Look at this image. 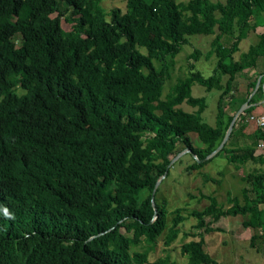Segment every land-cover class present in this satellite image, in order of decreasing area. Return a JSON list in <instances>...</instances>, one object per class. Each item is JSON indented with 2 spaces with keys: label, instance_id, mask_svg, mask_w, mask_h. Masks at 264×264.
I'll return each mask as SVG.
<instances>
[{
  "label": "trees",
  "instance_id": "1",
  "mask_svg": "<svg viewBox=\"0 0 264 264\" xmlns=\"http://www.w3.org/2000/svg\"><path fill=\"white\" fill-rule=\"evenodd\" d=\"M125 2L123 12L101 0H0V264H176L150 253L163 235L169 247L190 217L203 231L185 232L197 238L181 244L187 264H219L205 234L237 215L253 231L250 247L264 254V154H255L264 133L256 128L249 146L226 143L203 160L234 116L224 110L225 96L237 111L256 87L258 77L244 95L231 92L237 77L262 65L256 93L264 96V32H256L264 26V1ZM138 34L152 35L142 43L146 53ZM197 34L214 36L205 53L217 58L212 74L189 61L188 74L163 97L170 58ZM250 37L256 41L235 58ZM201 55L195 48L189 59ZM195 83L223 89L215 126L202 119L206 97L192 95ZM249 103L243 115L253 113ZM192 132L204 147H194ZM179 143L194 155L188 171L223 153L236 168L255 165L241 174L243 201L228 193L226 208L202 194L204 207L170 212L159 192ZM205 180L221 182L206 173Z\"/></svg>",
  "mask_w": 264,
  "mask_h": 264
},
{
  "label": "rangeland",
  "instance_id": "2",
  "mask_svg": "<svg viewBox=\"0 0 264 264\" xmlns=\"http://www.w3.org/2000/svg\"><path fill=\"white\" fill-rule=\"evenodd\" d=\"M187 2L188 0H181ZM264 0H259L263 2ZM101 4L107 10L112 8H120L123 12L127 10L125 0H101ZM53 14L52 16H55ZM67 26V23H64ZM213 35H192L189 36L188 43L181 46L180 52L173 58H170L172 62L171 76L166 81L163 94L165 95L170 91V88L178 81L179 78L185 77L188 72L189 61L194 62L195 69L200 70L204 76L208 77L212 74L213 68L216 65L217 58L215 55L209 59L205 58V53L211 48V41ZM152 40L151 34H138L137 41L141 43L139 48L142 52L146 53L147 49L142 43ZM250 40L244 39L240 44V53L246 51L249 47ZM19 44V43H18ZM195 48L201 50L202 55L199 60L189 59L190 54ZM236 56V54H235ZM237 57V56H236ZM264 62V58L259 59V63ZM157 68L161 67L160 62H156ZM245 72H243L244 75ZM227 76L223 79V84ZM260 76H258V80ZM257 80V82H258ZM246 84L244 78L238 77L236 79V89L231 92L239 95L246 91ZM257 86V84H256ZM223 89L213 88L207 90L205 86L195 83L192 86V95L195 97H206V108L202 112V119L212 126L216 125V118L218 113V100L220 93ZM236 90V91H235ZM256 87L251 90L252 95ZM20 91V90H19ZM22 92V91H20ZM231 92L229 94H231ZM234 99L225 96L224 110L227 115H234L236 108L232 107L230 102ZM237 102V100H235ZM184 110L193 112L194 107L188 105L186 102L180 104ZM253 114V113H252ZM250 115L240 114L234 124V128L227 140V146L230 148H242L249 146L254 139V131L256 124L249 118ZM194 147H204L203 142L198 138L197 134L190 133ZM183 144L179 143L177 149L180 150L178 154L173 158L174 162L170 167V173L167 176L164 184L159 192L160 199L166 198L168 201L169 211H173L177 207H183L185 210L183 214H187L188 210L193 208H202L209 203L204 195H215L219 203L224 207H229L231 204L228 201V193L231 196H238L242 200V187L244 182L241 179V174L247 172L250 169V165L244 164L240 168H236L235 165L229 163L224 156V153L218 155L199 169L187 170V167L192 165L195 161L194 157L185 152ZM255 165H252L254 167ZM251 167V168H252ZM205 173L213 178L220 180V183L205 180ZM194 196V198L191 197ZM173 217L172 214L169 218ZM242 215L237 216H225L216 221L213 225L220 227L221 231H214L205 234L206 249L210 254L219 262V264H264V254L257 252L254 248L250 247V236L252 230L243 227ZM208 220V219H207ZM196 220L193 217L188 218L181 224V232L179 237L169 246L166 247L163 244V236L160 237V241L154 251L150 253V259H155L159 256L169 255L171 259L176 261V264H187V256L181 252V244L190 239H197L193 236H185L186 233L202 232L203 229H194ZM124 231V230H123ZM135 249H142L137 247Z\"/></svg>",
  "mask_w": 264,
  "mask_h": 264
},
{
  "label": "crops",
  "instance_id": "3",
  "mask_svg": "<svg viewBox=\"0 0 264 264\" xmlns=\"http://www.w3.org/2000/svg\"><path fill=\"white\" fill-rule=\"evenodd\" d=\"M256 32H257V34L264 32V26H258L256 28ZM248 40H250V42H249V46H250L252 43H254L256 41V37H250V38H248ZM238 52H240V50ZM239 55L236 53V56L237 57L235 56V58H238ZM261 66L262 65H259L256 68L246 69L244 71L245 72L244 75L242 74L241 76H238V77L244 78L245 81H248V83H249L255 77H258V74L263 70V67H261ZM246 90H247V84H246ZM245 93H246L245 90H244V92H242V94H241V91H240V95L241 96L244 95ZM248 102H250L249 104L255 106V109L253 111V114L259 115V114H262L264 112V96L261 93H256V90H254L253 93H252V95L248 98L247 104H248Z\"/></svg>",
  "mask_w": 264,
  "mask_h": 264
},
{
  "label": "water",
  "instance_id": "4",
  "mask_svg": "<svg viewBox=\"0 0 264 264\" xmlns=\"http://www.w3.org/2000/svg\"><path fill=\"white\" fill-rule=\"evenodd\" d=\"M260 79H261V76H260ZM260 79H259L258 82H257L256 89H257V87H258V85H259ZM247 107H248V104H247V102H245V103L242 104L241 107L236 111V113L234 114V116H233V118H232V120H231V122H230V124H229V126H228V128H227V130H226L225 136H224L223 140L221 141V143L218 145V147H217L215 150H213V151H212V152H211L206 158H204L203 160H207L208 158H211L212 156H214L215 154H217L221 149L224 148V146L226 145L227 140H228V138H229V136H230V134H231V132H232V130H233V128H234V124H235V122H236L238 116H239L240 114H242V113L244 112V110H245ZM184 151H185V152H189L188 149H185ZM192 154H193V153H192ZM193 156H194V155H193ZM173 162H174V159L171 160V162H170L169 165H168V168H170V167L172 166ZM164 177H165V175H164L162 178H164ZM162 178L159 179V180L157 181V183H156V185H155V188H154V190H153V192H152V202H153L154 206H155V203H154V195H155L156 189L158 188L159 183H160V181L162 180ZM155 210H156V208H155Z\"/></svg>",
  "mask_w": 264,
  "mask_h": 264
},
{
  "label": "built area",
  "instance_id": "5",
  "mask_svg": "<svg viewBox=\"0 0 264 264\" xmlns=\"http://www.w3.org/2000/svg\"><path fill=\"white\" fill-rule=\"evenodd\" d=\"M250 120L256 124V128H259L264 133V112L259 115L251 114L249 116ZM256 155H263L264 154V138L260 139L256 149Z\"/></svg>",
  "mask_w": 264,
  "mask_h": 264
}]
</instances>
